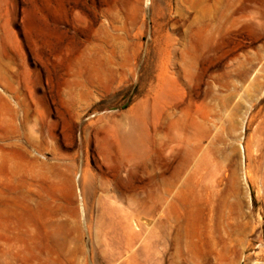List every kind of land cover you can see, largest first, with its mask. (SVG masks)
<instances>
[{
    "label": "rangeland",
    "instance_id": "rangeland-1",
    "mask_svg": "<svg viewBox=\"0 0 264 264\" xmlns=\"http://www.w3.org/2000/svg\"><path fill=\"white\" fill-rule=\"evenodd\" d=\"M0 264H264V0H0Z\"/></svg>",
    "mask_w": 264,
    "mask_h": 264
},
{
    "label": "bare ground",
    "instance_id": "bare-ground-1",
    "mask_svg": "<svg viewBox=\"0 0 264 264\" xmlns=\"http://www.w3.org/2000/svg\"><path fill=\"white\" fill-rule=\"evenodd\" d=\"M159 94V93H158ZM158 96V95H157ZM162 97V96H161ZM161 98H159L160 100ZM156 101V116L154 124V133H155V142H154V162H155V176L153 179V186L156 191V199L158 207H163V205L168 204L167 196L161 197L160 195V186L161 180L165 172L174 169L177 175L183 172V164L181 160L187 156V131L189 127L198 126V123L195 120L188 121L183 132H173V127L171 124L168 125L166 130V137L163 142L160 139L159 133L161 131V122H160V104L161 102ZM186 131V132H184ZM124 136L125 140H130L128 136ZM129 143V142H128ZM200 147L195 146V153H199ZM162 165L164 170L161 171ZM161 205V206H160Z\"/></svg>",
    "mask_w": 264,
    "mask_h": 264
}]
</instances>
